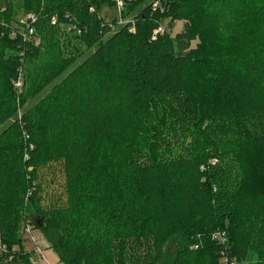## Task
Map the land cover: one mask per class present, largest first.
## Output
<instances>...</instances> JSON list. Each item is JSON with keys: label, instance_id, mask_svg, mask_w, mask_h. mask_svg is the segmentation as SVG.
<instances>
[{"label": "trees", "instance_id": "16d2710c", "mask_svg": "<svg viewBox=\"0 0 264 264\" xmlns=\"http://www.w3.org/2000/svg\"><path fill=\"white\" fill-rule=\"evenodd\" d=\"M117 1L0 0V264H264V0Z\"/></svg>", "mask_w": 264, "mask_h": 264}, {"label": "rangeland", "instance_id": "374dc122", "mask_svg": "<svg viewBox=\"0 0 264 264\" xmlns=\"http://www.w3.org/2000/svg\"><path fill=\"white\" fill-rule=\"evenodd\" d=\"M100 16L104 19L105 22H108V23H112L114 20H117L118 22H122V20L120 19L121 18V11L117 7L116 8L103 7L101 9ZM19 18H21V16ZM27 18H29V16H27L26 18H23V20H21V23L26 22ZM162 26L171 35V38H172L173 44H174V52H175L176 56H178V57L184 56L190 50H193L196 48V46L198 44L197 39L192 41L189 44V46H190L189 48H186L184 40L180 38L181 34H184L185 32H187L188 26H187L186 21H179V20L171 21L170 19H167V20L163 21ZM51 193H53V189L51 187H49L47 189V193L45 194V196L49 197L51 195ZM48 203H49V199L46 200V204H48ZM36 235H37V239H39L38 245L43 249L44 255H45L47 261L49 262V264H62V263H60L58 255L54 252V250L51 248V246L46 242V240L42 236L41 232L36 230ZM20 237H21L22 242H23L22 243L23 249L26 252H32L33 253L32 260L34 261V264H47L46 261L42 260L40 257H38L34 254L35 246L30 241V237L23 233L22 229L20 231ZM0 241H1V238H0ZM167 249H168V254L161 264H171L172 252H174V249H173L172 245L168 246ZM2 253H3V250H2V252L0 251V257L2 256ZM244 263L253 264L254 263L253 257H249L247 259V261H245Z\"/></svg>", "mask_w": 264, "mask_h": 264}, {"label": "built area", "instance_id": "2783aa9c", "mask_svg": "<svg viewBox=\"0 0 264 264\" xmlns=\"http://www.w3.org/2000/svg\"><path fill=\"white\" fill-rule=\"evenodd\" d=\"M117 8L122 11L124 8V3L122 0H118L117 1ZM155 9L157 8V6L154 7ZM33 22L36 21L35 16H30L29 18H27ZM25 23V22H22ZM165 32V28H163L162 26L157 30L156 33H160L163 34ZM16 33H12V37H15ZM23 38L25 41H32L34 42V44L38 45L40 43L39 39L35 36V32L34 29L32 28H28L26 30V32L23 35ZM24 80H23V76L20 72L17 80L14 83V88L17 91L18 94H21L23 88H24ZM23 233L25 235H28L30 237V241L34 244L35 249H34V254L38 257H40L42 260L46 261L47 264H49V262L47 261L45 255H44V251L43 249L38 245V241L39 239H37V235H36V230L34 229V227L29 224V223H25L22 227ZM214 240H216L217 242H219L220 244L224 245V246H228V236L225 232H219L217 234L214 235L213 237ZM2 250L4 251L5 248L3 247L1 241H0V251L2 252ZM222 264H246V263H242L239 262L236 258H231L228 257V255L226 254V252L222 253V260H221Z\"/></svg>", "mask_w": 264, "mask_h": 264}, {"label": "bare ground", "instance_id": "6f19581e", "mask_svg": "<svg viewBox=\"0 0 264 264\" xmlns=\"http://www.w3.org/2000/svg\"><path fill=\"white\" fill-rule=\"evenodd\" d=\"M225 252V251H224ZM222 256V255H221Z\"/></svg>", "mask_w": 264, "mask_h": 264}]
</instances>
